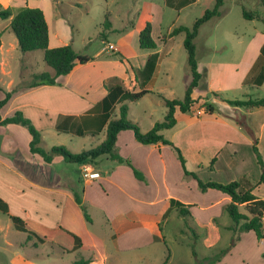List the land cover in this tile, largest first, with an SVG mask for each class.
Masks as SVG:
<instances>
[{
	"label": "rangeland",
	"instance_id": "1",
	"mask_svg": "<svg viewBox=\"0 0 264 264\" xmlns=\"http://www.w3.org/2000/svg\"><path fill=\"white\" fill-rule=\"evenodd\" d=\"M16 1L14 6L39 8L44 12L51 29L52 44L59 41L58 34L62 42L72 45L79 53L93 56L101 51L103 55H113L110 56L112 60L119 61L121 56H126L133 58L138 68L142 65L143 55L148 52L139 46V33L147 22L152 23L157 52H160L162 59L155 80L150 84L153 93L138 101L124 102L129 107L128 118L144 133L164 120L168 112L164 99H183L192 80L184 47L186 35L180 33L172 37L170 34L182 26L192 28L196 20L217 4V0H189L184 6H181L184 0ZM223 2L221 17L203 24L195 39L199 71L203 75L200 87L195 90V97L208 96L211 98L209 102L216 101V114L227 120L230 128L223 132L214 129L209 122L211 119H206L209 114L200 118L203 122L195 121L193 115H206L202 102L193 112L176 114V147L184 154L187 169L197 173L204 183L214 181L229 184L245 177L255 186L253 193L259 199H264V185L261 184L264 165L254 151L257 145L264 164V107L249 113L244 107H232L212 98L210 94L211 91L219 93L221 98L227 100L264 98V84L258 86L254 82L263 64L260 51L264 44V22L250 21L243 16V10L247 9L259 12L264 19V0ZM16 6L14 10L22 8ZM107 18L112 23L111 28L106 25ZM102 32L107 34V39L100 37ZM3 39L6 54L0 56L2 93L19 84L27 86L38 73L52 72L44 61L43 51L23 53L19 48H14L18 40L11 29ZM121 106L122 103L116 110L118 116ZM103 136H55L48 132L43 146H65L74 153L83 152L103 143L106 138ZM208 138H212L213 142H209ZM220 151L217 162L210 166L212 158ZM179 161L176 154V192L181 190L184 199L196 200L198 207L208 206L211 202L214 203L213 207L206 212L199 210L196 213L194 207L183 206L188 209L185 216L177 208L166 222L147 218L149 223L159 224L165 242L155 235L157 242L145 250L118 253L107 264H264V241L259 240L252 231L235 234L231 229L234 222L226 211L230 202L216 205V194H222L217 190L205 198L198 180L186 176ZM188 184L192 185L193 191L188 192ZM194 211L196 217H193ZM90 213L95 218L94 226L86 224L108 239L112 227L105 224L99 213L91 210ZM130 218L133 221L136 216L132 214ZM106 243L112 245L110 239ZM60 252L57 247L42 246L37 251L40 257L36 261L38 264H72L81 259H92L88 251L79 255H58Z\"/></svg>",
	"mask_w": 264,
	"mask_h": 264
},
{
	"label": "crops",
	"instance_id": "2",
	"mask_svg": "<svg viewBox=\"0 0 264 264\" xmlns=\"http://www.w3.org/2000/svg\"><path fill=\"white\" fill-rule=\"evenodd\" d=\"M16 3V0H0V4L5 8H14ZM10 24L11 20L0 21V34H2L0 56L6 54L3 38L10 29ZM49 31L50 48L68 45L60 40L58 34L56 35L59 41L52 44L50 26ZM16 44L14 48L17 50L19 43ZM157 50H147L148 52L143 55L144 59L142 58V68L136 67L134 59L126 56H121L122 59L119 61L112 60L110 56L113 55H103L101 51L93 56L84 53L91 60L85 64H77L70 74L60 76L56 85L31 88L19 84L6 89V93H12V97L0 109L1 120L21 111L40 131L41 147L45 150L56 147L43 146L45 134L48 132H52L55 136L64 134L106 137L108 122L104 124L103 116L106 115V110L103 100L108 95L109 88L122 85L133 92L139 91L134 69L143 70L149 56L157 53V67L147 85V89L153 93L150 84L154 82L162 60ZM5 67H7L6 63ZM6 93L0 92V101L5 99ZM119 104H116L110 112L112 118L118 117L116 110ZM205 116L207 114L200 117L193 115V119L200 122L203 120L200 118ZM208 116L206 119H211L209 122L214 129L223 132L230 128L227 120L224 121L219 114ZM207 126L209 125L204 127ZM162 134L176 146V125L170 130L163 131ZM213 137L218 140L217 136L213 135ZM31 141L32 136L27 127L21 124L1 125L0 123V199L9 209L8 213L0 211V264H38L36 259L40 256L37 251L45 245L59 248L61 252L58 255L72 253L79 255L88 251L92 254L90 264H107L118 253L121 255L142 251L157 242L154 231L147 225L148 220L145 222L141 217L148 219L153 217L158 222L161 220L166 222L170 214L177 209L171 206L172 199L180 202L184 207H194L196 213H199V210L206 212L214 205L211 202L208 206L198 207L199 203L196 200L184 199L181 190L176 192V152L167 145L141 144L136 140L133 131L121 132L116 148L124 159L131 161L132 165L144 174L145 182L136 178L132 167L116 163L107 156L76 166L69 165L70 163L61 156L47 163L40 155L30 151ZM208 141L213 142L212 138H208ZM220 153L221 151L214 155L212 160L215 161L210 166L217 162ZM86 170L99 173L100 178H86ZM191 186L188 184V192L193 191ZM213 190L215 189L203 192L204 197L211 196ZM75 192L80 193L88 208L92 218L90 226H94L95 223L91 210L99 213L105 224L112 227L108 238L112 245H107L106 235L94 232L86 224L85 216L76 203ZM216 195L218 197L214 201L216 205L231 201L224 193ZM196 213L194 211L193 217H196ZM132 214L136 216L133 221L141 222L140 226L129 227L124 222L130 221ZM14 217L22 219L28 229L46 236L50 241L39 243L35 237L30 238L28 232L16 227ZM60 228L79 236L83 246L70 252L62 250L53 242Z\"/></svg>",
	"mask_w": 264,
	"mask_h": 264
},
{
	"label": "trees",
	"instance_id": "3",
	"mask_svg": "<svg viewBox=\"0 0 264 264\" xmlns=\"http://www.w3.org/2000/svg\"><path fill=\"white\" fill-rule=\"evenodd\" d=\"M195 1V0H190ZM184 0L181 6L190 2ZM223 0H217V4L213 10H207L203 17L196 20L192 28L182 26L175 29L170 36L174 37L180 33H185L184 47L188 55V65L191 71L192 80L187 86L186 93L183 99L165 100L168 112L163 121L157 122L153 128L144 133L139 126L128 118L129 107L123 104L120 108L119 118H112L111 111L118 103H124L125 101H138L150 94L151 91L147 89V85L152 79L158 63V54L154 53L149 56L146 66L143 70L134 69L136 81L140 87L139 91L133 92L126 89L122 85H115L109 88V93L103 100V105L106 110V115L103 116L104 124L108 122L106 139L103 143L95 148L82 153H73L65 146H56L50 150H45L41 147L42 135L40 131L25 118L21 111L15 113L14 116L5 120H1V125L9 124H21L28 128L32 141L30 144V151L33 154L40 155L47 163H51L55 157L61 156L66 162L74 164H84L88 162H94L98 158L107 156L110 160L119 164H127L132 167L136 178L142 182H145L146 178L142 172L135 168L131 161L124 159L117 152L118 137L123 131H133L136 140L144 145H167L173 148L176 152L178 159L180 160L186 176L192 177L198 180L200 190L207 192L209 189L218 190L231 199L230 203L226 207L228 215L234 222L231 229L235 234L241 232L252 231L255 233L259 240L264 241V199H259L254 193L255 186L249 181L248 178L243 177L241 181H234L229 184H221L218 182L210 181L204 183L197 173L191 172L187 169L186 159L182 151L174 145V143L164 137L162 134L165 130L172 129L177 124L176 114L178 112L187 114L193 112L197 106L203 102L206 114H214L217 112L216 101L209 102L208 96L195 97V90L198 89L202 83L203 75L199 71V61L196 55L195 39L199 35L201 26L213 18L221 17L220 8L223 5ZM243 16L247 20H259L264 22V19L257 11L243 10ZM11 20L10 29L16 35L19 49L23 53L43 51L44 61L51 68L52 72L38 73L32 77L28 87L34 88L39 86H53L56 85L57 79L60 76L70 74L77 64L88 63L91 58L87 55L77 52L72 45H65L57 48H50V31L49 25L46 20L44 12L39 8L22 7L18 10H14L11 7L3 8L0 4V21ZM107 27L111 28L112 23L107 18ZM2 34H0L1 38ZM102 39H107V34L102 32L100 35ZM139 45L143 50H156L158 44L153 37V26L151 22H147L145 28L140 32ZM261 57H263V64L259 73L256 75L254 82L258 86L264 84V44L261 47ZM0 85V92H2ZM212 98L221 100L232 107H244L249 113L257 108L264 107V98L249 99L245 101L241 100H227L221 98L222 96L216 92H210ZM12 93H6L4 100L0 101V109H2L11 99ZM257 144V142H256ZM254 151L258 156L259 162L263 164V160L260 156L257 145L254 146ZM215 159L212 160L213 163ZM264 167V166H263ZM261 184L264 185V169L261 176ZM76 203L80 206L84 213L87 222L92 223V218L89 214L88 208L85 205L80 193L75 192ZM171 206L179 208L182 215H186L187 209L183 207L178 201L171 200ZM245 210V212H244ZM0 211L8 213V205L0 199ZM148 217H141V219L148 220ZM151 218V217H150ZM16 223V227L19 230L29 233L30 238L35 237L39 243H46L50 241L46 236H43L33 230L28 229L25 222L18 218H13ZM129 227L140 226L141 222L124 221ZM149 222V221H147ZM152 228L156 237L165 242V237L161 235V227L158 223H147ZM62 250L70 252L74 249H79L83 246L82 239L67 231L64 228H60L57 237L53 240ZM91 260L81 259L73 264H90Z\"/></svg>",
	"mask_w": 264,
	"mask_h": 264
},
{
	"label": "built area",
	"instance_id": "4",
	"mask_svg": "<svg viewBox=\"0 0 264 264\" xmlns=\"http://www.w3.org/2000/svg\"><path fill=\"white\" fill-rule=\"evenodd\" d=\"M199 112H201V111H199ZM85 177L88 179H98V178H100V174L86 170L85 171Z\"/></svg>",
	"mask_w": 264,
	"mask_h": 264
}]
</instances>
